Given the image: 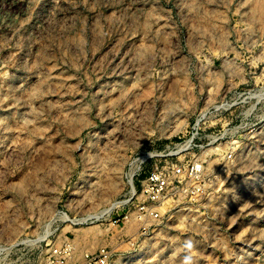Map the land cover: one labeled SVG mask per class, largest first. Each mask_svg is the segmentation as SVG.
<instances>
[{
  "label": "rangeland",
  "instance_id": "374dc122",
  "mask_svg": "<svg viewBox=\"0 0 264 264\" xmlns=\"http://www.w3.org/2000/svg\"><path fill=\"white\" fill-rule=\"evenodd\" d=\"M89 258L264 264V0H0V264Z\"/></svg>",
  "mask_w": 264,
  "mask_h": 264
},
{
  "label": "built area",
  "instance_id": "2783aa9c",
  "mask_svg": "<svg viewBox=\"0 0 264 264\" xmlns=\"http://www.w3.org/2000/svg\"><path fill=\"white\" fill-rule=\"evenodd\" d=\"M170 167V166H168ZM204 176L203 164L189 162L186 165H175L167 169L151 172L142 183V196L144 201L136 207L135 213L139 221H146L150 218H158L160 212L158 205L168 198L172 191L182 196L197 195L201 191L200 181ZM189 178L195 185H188L184 181ZM58 255L61 252H57ZM106 259L104 252L100 254ZM97 258H89V264H97Z\"/></svg>",
  "mask_w": 264,
  "mask_h": 264
}]
</instances>
